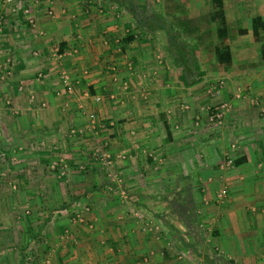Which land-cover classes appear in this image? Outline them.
<instances>
[{
	"label": "crops",
	"instance_id": "obj_1",
	"mask_svg": "<svg viewBox=\"0 0 264 264\" xmlns=\"http://www.w3.org/2000/svg\"><path fill=\"white\" fill-rule=\"evenodd\" d=\"M94 1L35 0L31 25L22 1L0 0V154L8 161L22 149L26 166L30 153L44 157L59 143L79 173L78 162L90 159L98 142L128 156L119 164L125 183L93 181L97 170L85 164L90 176L69 182L62 198L53 182L47 187L56 198L35 204L43 214L35 227L11 215L17 200L0 186V264L15 257L28 264L24 253L33 238L40 243L33 264H264V62L249 32L250 16H264V0H223L229 66L214 59L215 25L194 24L185 40L200 61L207 55L212 62L190 86L170 57L167 78L150 37L124 43L119 9L104 14ZM62 71L70 74L71 93ZM215 109L219 117L211 120ZM89 112L102 126L98 134L84 129ZM75 128L82 130L73 137ZM163 173L172 179L165 188ZM185 186L198 234L188 232L165 198ZM221 189L227 195L218 199ZM160 205L165 209L157 211ZM69 211L84 222L72 223Z\"/></svg>",
	"mask_w": 264,
	"mask_h": 264
},
{
	"label": "rangeland",
	"instance_id": "obj_2",
	"mask_svg": "<svg viewBox=\"0 0 264 264\" xmlns=\"http://www.w3.org/2000/svg\"><path fill=\"white\" fill-rule=\"evenodd\" d=\"M94 2L100 3L98 5H101V4L103 5V9L105 11L104 14L112 15L114 13V15H116V12H115L116 9H114L115 8L114 6L116 5L111 4V3L109 4V3L101 2V0H95ZM176 2H177V5H175L176 3H174V0H138V4H139V8L141 12L144 9V7L149 9V11H155L158 16H162L166 21L170 22L177 30H179V33H180L179 39H184V42H185L186 38L192 39V37L194 36L193 33L196 27L194 26V24H199V25L204 24V23L210 24L211 22L208 20L207 14H204V13L198 16H195L193 18L189 16L187 14L188 13L187 8L185 7L186 4L188 7V2L186 0H177ZM99 8H102V6H99ZM170 11H173V13L171 14ZM227 12H229L230 17H231V12H232V18H229V20L231 21V23L235 24L234 23L235 18L233 17V14L235 13V9H231ZM169 13L171 14V17L168 16ZM124 14L125 12H122L121 9H119V14H118L119 18L123 15V22L125 26L122 29L123 35L128 31L134 30L133 26L127 20L128 15L127 14L124 15ZM206 26H209V25H206ZM170 27L172 28V26ZM156 33H157L156 35L157 37H152L150 39L149 36L146 35L145 38L154 40V44L156 45L155 53L158 56L156 57V60L161 59V63H158V64H161L164 66L165 74L167 75V78H168V71L170 69H173V66H171L173 64L168 59L169 56L166 55L165 51L160 46V41L158 37L162 33L158 31ZM206 35H208V33ZM138 38L139 37H137V40ZM186 43H190L189 40L186 41ZM193 47H196V46L192 44V48ZM204 50H206V48H204ZM211 62H212V59L210 60L208 56L206 55L205 61L204 62L200 61L201 68L202 67L206 68ZM168 65L170 66V69L167 68ZM171 75L174 76V74L171 73L170 77ZM8 102H9L8 106H10L11 102L10 101ZM11 111L16 115L19 113L17 109H11ZM86 120H87V117H86ZM101 128L102 126L93 130V132L95 134H98ZM84 129H86V127H84ZM81 130L82 129L79 130L75 128L74 132H72L73 134L71 135L73 137L79 136L81 134L80 132ZM56 145L57 146L54 148L51 147V151L48 153L42 151L40 155L41 156L44 155V157H39V153L38 152L35 153V151L33 153H30L31 157L27 159L28 161L25 164L26 166H24L25 161L23 160L24 158L22 157L23 156L22 149H15V151L12 152L13 153L12 159L8 161H4L3 158L1 157L2 155L0 154V186L3 188L2 190L3 193L4 192L5 194L8 193L7 196H11L12 202L17 200V203L15 202L16 206H14L13 209H11L12 210L11 215H14L17 220L23 219L24 221H27L30 227H35L38 220H40V222L43 221V217H42L43 214L42 213L37 214L38 208L36 207V205L40 206L43 203L42 201L53 202V200H55L56 198L55 191L52 189L47 190V187H50L51 183L53 182V184L57 186L56 188H57V193H59L58 195L60 196V198H62V196H64L66 191L67 190L69 191L68 189V186L70 184L69 182H72L74 179H76L78 182L81 183L82 180L84 181L86 180L88 176H90V174L85 170V164L89 165L90 169L97 170V173H94V172L92 173L93 181H95L98 178L97 181L104 179L108 182L119 184V185L125 183L126 177H124L125 175L122 174V168L119 165L121 162H123L124 160L128 158V156L125 153L119 152V150L114 151L115 149H109L107 145L101 146V144L97 142L93 146V148L91 147L90 150L91 152H93V154L94 152L96 154L100 151L102 155L99 154L98 155L99 157H97L92 154L90 159L83 158L81 162H78V164L80 163L78 165V169L80 170V172L74 173L73 170H76V167L74 164L75 162L70 163L65 158V156L62 155L63 152L65 153L66 148H63L62 146L59 147L60 145L59 143ZM42 146H44L45 149H49V144L45 140ZM99 146L102 148L96 150ZM39 148L40 146H37V147L32 146L30 149L36 150ZM143 153L147 155V157L149 158L151 157L153 160L158 162V159L156 158L154 152H149V150L148 151L144 150ZM107 154H109V157H106ZM45 155H49V156H45ZM160 163L165 164L166 162L160 161ZM166 164L168 166V163ZM146 179L147 178H144L143 180L147 181ZM160 179H161L160 183H163V186H164L163 188H165L166 186H168L170 182H172V179L170 177L168 178V175H164V173L161 175ZM22 189H24L23 192H22ZM52 192L54 195H52ZM125 194H126L125 196H127L128 198L129 194H127V192H125ZM119 195L122 196L123 193H119ZM23 201H24V204L20 205V203L21 202L23 203ZM155 209L157 211H162L165 208L162 205H160V207H156ZM46 210L49 211V209H46ZM66 214L69 215L68 220H70L74 224L76 222H84V217H82L80 213L72 215L71 212L69 211ZM76 216H78V220H76L75 218ZM74 218L75 220L73 221ZM23 239H22V243H24ZM30 246L31 247H29V249L28 248L25 249L26 251L24 255L27 257L28 261H32L33 263L34 262L33 260H35L36 259L35 257L38 255L40 243L39 241L33 238V242L32 244H30ZM11 264H16V257L12 260Z\"/></svg>",
	"mask_w": 264,
	"mask_h": 264
},
{
	"label": "trees",
	"instance_id": "obj_3",
	"mask_svg": "<svg viewBox=\"0 0 264 264\" xmlns=\"http://www.w3.org/2000/svg\"><path fill=\"white\" fill-rule=\"evenodd\" d=\"M186 1L188 2L187 14L189 16L195 17L202 13L207 14L208 20L215 25V42L212 47L214 59L220 66H229L232 62V53L223 0ZM101 2L114 4L117 8L127 13L128 22L133 26L134 30L125 33L124 43L134 40L135 36L139 37L140 40L145 39L146 35L150 38L157 37L156 32H161L162 34L158 37L160 46L166 55L172 59L182 83L190 86L200 81L204 71L201 70L200 59L196 56V47L192 48V44L186 43V40L184 42V39H179V30L170 22L166 21L162 16H158L155 11H149L145 7L141 12L138 0H101ZM100 6L103 5L101 4ZM249 24L252 40L259 44V57L264 62V16L259 14L250 16ZM239 33L244 34L246 30L239 29ZM238 163L239 161H234V164ZM165 198L167 205L169 202L172 211L176 213L177 218L182 221L188 232L198 234L199 225L191 188L185 186L181 190H173L169 196V201L168 193ZM156 215L160 216V214Z\"/></svg>",
	"mask_w": 264,
	"mask_h": 264
},
{
	"label": "built area",
	"instance_id": "obj_4",
	"mask_svg": "<svg viewBox=\"0 0 264 264\" xmlns=\"http://www.w3.org/2000/svg\"><path fill=\"white\" fill-rule=\"evenodd\" d=\"M6 4H8V5H10V6H12L14 3H15V1H17V0H3ZM20 1H22L24 4H23V6H22V13H23V15L26 17V18H28V22L31 24V25H33L34 24V20L33 19H31V18H29V13H30V6L33 4V2L35 1V0H20ZM17 4V3H16ZM60 79H61V82H62V85H63V87H64V89H65V91L66 92H73V88H72V85H71V79H70V76H69V74L67 73V72H64V71H62L61 73H60ZM93 97V101L94 102H99V101H101V99H102V96H100V95H94V96H92ZM113 96H111V98H112ZM218 117H219V114H218V112H216V109L211 113V116H210V119L211 120H214V119H218ZM87 124H86V129H89V130H95V129H97L98 127H100L101 126V124H99V122H98V119H97V117H96V115L93 113V112H89L88 114H87ZM74 132V131H73ZM102 146V145H101ZM104 147V146H103ZM100 148H102V147H98L96 150H98V149H100ZM104 149V148H103ZM92 154H93V152H92ZM99 154H101L102 155V153L99 151L98 153H96L95 154V152H94V156H97V157H99L98 155ZM106 157H109V154H107L106 155ZM227 195V191H226V189H221L219 192H218V194H217V198L218 199H222L224 196H226ZM76 218V220H78V216H76L75 217ZM75 218L73 219V221L75 220ZM79 220H81V219H79ZM28 264H33L31 261H28Z\"/></svg>",
	"mask_w": 264,
	"mask_h": 264
}]
</instances>
